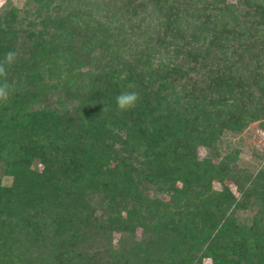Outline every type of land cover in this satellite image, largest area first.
<instances>
[{
    "label": "trees",
    "instance_id": "trees-1",
    "mask_svg": "<svg viewBox=\"0 0 264 264\" xmlns=\"http://www.w3.org/2000/svg\"><path fill=\"white\" fill-rule=\"evenodd\" d=\"M24 8L0 9V59L19 54L0 103V264H264V163L213 159L223 130L264 120V0ZM124 91L139 99L122 112Z\"/></svg>",
    "mask_w": 264,
    "mask_h": 264
},
{
    "label": "rangeland",
    "instance_id": "rangeland-1",
    "mask_svg": "<svg viewBox=\"0 0 264 264\" xmlns=\"http://www.w3.org/2000/svg\"><path fill=\"white\" fill-rule=\"evenodd\" d=\"M12 5L20 10V15L23 14V9H25V0H0V9L5 6ZM30 12L32 8H29ZM92 17L96 18L99 21H106L105 19L107 13H105L102 8L93 9L91 12ZM34 20L32 14L27 15L25 20L23 21L22 27H26L24 25L26 21ZM39 28L38 25L35 26ZM54 97H51L50 101H53ZM215 151L217 155L215 156L214 161L221 159L223 156H226L229 152H233L232 161L229 162L230 166L235 165L237 169H243L248 171L256 170L261 164L264 163V120H258L248 123L240 132L233 133L229 130H223L218 138L214 142ZM213 151V149H212ZM197 153L199 157H203L207 155V149L204 147H198ZM236 153V155H235ZM40 165V164H39ZM38 165V167H40ZM0 178L2 184H7L10 182V178L2 174V163L0 162ZM225 184L229 186V188L233 191L235 195L237 192L235 190L234 185L230 180H224ZM211 186L214 189H219L221 184L216 181H212ZM152 194L151 192L149 193ZM159 197H164V195L160 194ZM97 200V197H94ZM254 208H246L244 210H237V216L242 219H247L252 213ZM141 235L140 227H137L135 231V238L138 239ZM118 235L114 233V238L116 239ZM193 264H210V259L208 257H203L201 261L194 262Z\"/></svg>",
    "mask_w": 264,
    "mask_h": 264
},
{
    "label": "clouds",
    "instance_id": "clouds-1",
    "mask_svg": "<svg viewBox=\"0 0 264 264\" xmlns=\"http://www.w3.org/2000/svg\"><path fill=\"white\" fill-rule=\"evenodd\" d=\"M16 51H8L0 59V103H8L13 93L16 91L15 82L8 80V68L14 64L18 58ZM127 87L134 89L136 86L130 82ZM139 99V93L136 91H124L115 97V105L119 111H128L136 106Z\"/></svg>",
    "mask_w": 264,
    "mask_h": 264
}]
</instances>
